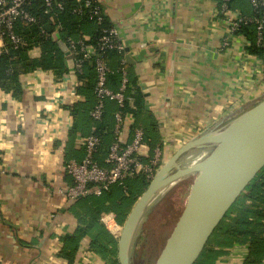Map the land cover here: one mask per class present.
I'll return each mask as SVG.
<instances>
[{"label":"crops","instance_id":"crops-1","mask_svg":"<svg viewBox=\"0 0 264 264\" xmlns=\"http://www.w3.org/2000/svg\"><path fill=\"white\" fill-rule=\"evenodd\" d=\"M100 2L145 96L140 121L149 114L156 123L163 162L264 100V65L245 37L230 33L236 14L222 15L221 0ZM21 82L18 98L0 89V264H110L89 237L72 262L64 256L85 212L60 193L72 183L66 157H84L82 135L72 145L69 136V107L84 101L73 61L60 81L35 71ZM225 251L216 264H244L248 245Z\"/></svg>","mask_w":264,"mask_h":264},{"label":"trees","instance_id":"trees-1","mask_svg":"<svg viewBox=\"0 0 264 264\" xmlns=\"http://www.w3.org/2000/svg\"><path fill=\"white\" fill-rule=\"evenodd\" d=\"M43 4V0H32L31 11L37 18L36 23L18 21L15 24L14 32L23 40L21 46L14 47L9 40L4 42L0 40V89L12 93L17 98L23 93L22 75L35 71H50L56 80L60 81L69 73L72 56H67L61 50L59 41L68 45L70 38L77 41L83 36H88L89 40L85 43L96 45L102 35L101 27L90 20L87 8L83 7L81 12L75 11L78 5L74 0H68L62 10L55 9L51 14L45 13ZM220 10L222 15L226 12H238L248 19H261L264 15V4L256 7L251 0H228L227 10L223 11L221 6ZM47 25L53 28L52 32L46 29ZM103 26H112L106 17ZM234 34L245 37L248 41V52L258 57L264 65V31L262 41L259 43L258 24L255 22L242 24ZM104 57L112 71L108 75L107 86L117 92L122 86L121 61L124 58V51L108 50L105 51ZM125 69L128 84L125 89L124 107L121 109L117 102L106 100L101 120H94L90 115L98 103L94 93L96 72L93 61H85L82 72H77L82 83L77 92L84 96V101L69 107L75 120L69 132L71 145L78 134L82 137L90 135L100 137L102 144L96 158L101 166L105 165L110 146L115 141V115L120 110L134 115L135 126L144 130L145 143L152 153L156 148L162 149L160 135L152 116L146 114V119L140 121L141 115L146 112L145 96L127 64ZM68 155L71 153L68 152ZM75 158L77 159L74 154L67 156L66 163ZM149 184L150 181L145 178L130 179L126 183V191L119 186H113L100 197L80 199L78 201L80 207H85V212L78 214L82 225L68 238L70 244L68 243V250L64 251L68 253L64 256L72 262L81 239L89 237L92 251L110 264H119L118 239L102 224L101 215L104 212H114L117 222L123 226ZM236 244L248 245V255L244 264H264V168L227 212L195 264H216L218 259L225 255V249Z\"/></svg>","mask_w":264,"mask_h":264},{"label":"water","instance_id":"water-1","mask_svg":"<svg viewBox=\"0 0 264 264\" xmlns=\"http://www.w3.org/2000/svg\"><path fill=\"white\" fill-rule=\"evenodd\" d=\"M46 29L53 31L50 25ZM58 43L69 56L67 45ZM202 149H208V155L186 168L188 154ZM263 168L264 100L225 125L189 140L163 163L123 225L119 264H132L135 234L162 190L196 174L184 210L155 263L195 264L217 226Z\"/></svg>","mask_w":264,"mask_h":264},{"label":"built area","instance_id":"built-area-1","mask_svg":"<svg viewBox=\"0 0 264 264\" xmlns=\"http://www.w3.org/2000/svg\"><path fill=\"white\" fill-rule=\"evenodd\" d=\"M68 0H43L46 14L54 10H62ZM78 7L76 12H81L83 7L89 10V18L97 26L101 27V37L96 45L85 43L88 36L79 40L68 39L69 56H72L74 70L81 73L85 61H93L96 72L95 96L97 105L90 115L94 120H101L105 101L111 100L118 103L122 109L125 104V89L128 84L126 61L123 58L122 86L119 91L114 92L107 86L108 75L112 72L108 66L105 51L118 50L123 52L124 48L119 41L118 31L114 26H103L105 15L100 0H74ZM254 6L264 4V0H251ZM228 0H221L223 11L227 10ZM32 0H0V40L9 42L14 47L23 44V40L14 32V26L18 21L36 23L37 18L31 11ZM236 17L230 22V33L234 34L242 24L255 22L258 24V42L262 41L264 31V15L261 19H248L240 13L235 12ZM115 141L110 146L105 165L101 166L97 160L102 140L96 135L83 137L80 145L84 149L82 160L71 159L65 165L67 175L72 183L60 193L70 201H78L90 196H102L109 192L113 186H119L125 191L126 183L130 179L145 178L151 181L159 168L163 165L162 149L156 148L152 153L150 147L145 143V133L140 127L135 126V118L131 112L120 110L115 115ZM101 222L106 229L119 239L122 228L114 212L101 215Z\"/></svg>","mask_w":264,"mask_h":264},{"label":"rangeland","instance_id":"rangeland-1","mask_svg":"<svg viewBox=\"0 0 264 264\" xmlns=\"http://www.w3.org/2000/svg\"><path fill=\"white\" fill-rule=\"evenodd\" d=\"M193 177L174 184L149 208L133 240L132 264H155L186 205Z\"/></svg>","mask_w":264,"mask_h":264},{"label":"bare ground","instance_id":"bare-ground-1","mask_svg":"<svg viewBox=\"0 0 264 264\" xmlns=\"http://www.w3.org/2000/svg\"><path fill=\"white\" fill-rule=\"evenodd\" d=\"M208 153H209V150L208 149H202V150H197V151L190 152L188 154L187 158H186V164H185L186 168H190V167H193L196 164H198L203 158H205L208 155ZM190 176L193 177V178H195L196 177V174H191V175H189L187 177H190ZM187 177H185V178H187ZM173 186L174 185L169 186L166 189L162 190V192L159 194L158 198L161 197L163 194H165L166 191L168 189H170L171 187H173Z\"/></svg>","mask_w":264,"mask_h":264}]
</instances>
